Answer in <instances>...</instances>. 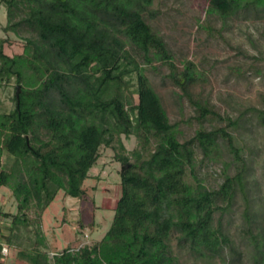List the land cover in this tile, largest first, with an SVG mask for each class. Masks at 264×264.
<instances>
[{
  "label": "trees",
  "instance_id": "trees-1",
  "mask_svg": "<svg viewBox=\"0 0 264 264\" xmlns=\"http://www.w3.org/2000/svg\"><path fill=\"white\" fill-rule=\"evenodd\" d=\"M204 1L206 17L223 24L264 14V0ZM153 2L0 0L3 31L23 42L22 52L7 55V40L0 39V88L15 82L14 108H0V189L16 203L15 214H2L8 221L0 225V264L6 257L12 264H182L183 257L264 264L259 184L234 135L248 112L264 129V110L249 108L233 119L195 98L192 89L203 75L189 60L178 68L149 24L157 16ZM155 63L168 67L166 78L197 121L224 126L200 127L181 139L146 75ZM122 136L134 137L136 147L127 150ZM101 147L120 164L111 225L92 245L67 246L50 257L42 216L60 192L86 198L83 183ZM205 162L221 168L215 188L200 176ZM239 202L236 240L228 227Z\"/></svg>",
  "mask_w": 264,
  "mask_h": 264
},
{
  "label": "rangeland",
  "instance_id": "rangeland-1",
  "mask_svg": "<svg viewBox=\"0 0 264 264\" xmlns=\"http://www.w3.org/2000/svg\"><path fill=\"white\" fill-rule=\"evenodd\" d=\"M206 8L204 0H154L152 9L157 16L149 24L166 42L178 68L182 69L183 62L189 60L202 73V80L192 89L195 98L206 100L220 115L233 119L249 108L264 110V14L256 18L230 19L223 24L217 18L206 17ZM5 25V9L0 7V39L7 40L4 52L7 55L22 52L23 42L13 33H5ZM155 66L156 70L147 68L146 75L159 94L170 122L178 123L181 139L193 136L200 127L224 126L225 123L218 121H197L193 106L179 97L180 90L166 78L168 67L159 63ZM14 91V81L0 88L2 111L14 108ZM244 118L248 122L234 135L253 164L252 179L259 184L264 214V129L255 126L253 113H246ZM122 141L129 151L136 147L134 137L122 136ZM99 153L89 178L83 183L86 198L65 197L60 192L42 216L50 257L67 246L76 250L85 244L92 245L111 225L113 208L120 195V164L113 160L109 148L101 147ZM199 169L206 186L215 188L221 183L219 165L205 162ZM235 208L228 230L239 240L243 206L239 202ZM15 212L16 203L11 192L0 189V225L8 221L3 213ZM182 259V264H201L187 257ZM5 262L13 263L9 257Z\"/></svg>",
  "mask_w": 264,
  "mask_h": 264
},
{
  "label": "built area",
  "instance_id": "built-area-1",
  "mask_svg": "<svg viewBox=\"0 0 264 264\" xmlns=\"http://www.w3.org/2000/svg\"><path fill=\"white\" fill-rule=\"evenodd\" d=\"M3 254H4V255H7V250H6V248L3 249Z\"/></svg>",
  "mask_w": 264,
  "mask_h": 264
},
{
  "label": "water",
  "instance_id": "water-1",
  "mask_svg": "<svg viewBox=\"0 0 264 264\" xmlns=\"http://www.w3.org/2000/svg\"><path fill=\"white\" fill-rule=\"evenodd\" d=\"M18 93H19V87H17L16 97H18Z\"/></svg>",
  "mask_w": 264,
  "mask_h": 264
}]
</instances>
